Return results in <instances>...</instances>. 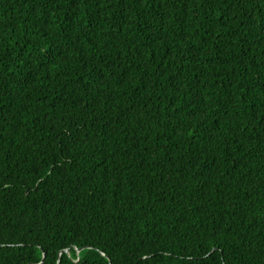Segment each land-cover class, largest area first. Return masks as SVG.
Returning <instances> with one entry per match:
<instances>
[{
	"label": "trees",
	"instance_id": "1",
	"mask_svg": "<svg viewBox=\"0 0 264 264\" xmlns=\"http://www.w3.org/2000/svg\"><path fill=\"white\" fill-rule=\"evenodd\" d=\"M43 255L264 264V0H0V264Z\"/></svg>",
	"mask_w": 264,
	"mask_h": 264
},
{
	"label": "water",
	"instance_id": "2",
	"mask_svg": "<svg viewBox=\"0 0 264 264\" xmlns=\"http://www.w3.org/2000/svg\"><path fill=\"white\" fill-rule=\"evenodd\" d=\"M82 249H78L77 250V254L81 251ZM66 252L68 253V250H66ZM44 258H45V256L43 255V257H42V260H41V262H40V264L44 261Z\"/></svg>",
	"mask_w": 264,
	"mask_h": 264
}]
</instances>
